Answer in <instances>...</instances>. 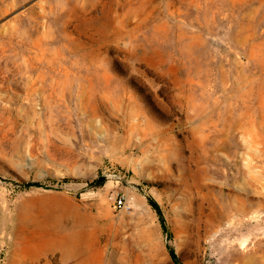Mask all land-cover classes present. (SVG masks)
<instances>
[{
    "label": "rangeland",
    "instance_id": "rangeland-1",
    "mask_svg": "<svg viewBox=\"0 0 264 264\" xmlns=\"http://www.w3.org/2000/svg\"><path fill=\"white\" fill-rule=\"evenodd\" d=\"M0 264H264V0H0Z\"/></svg>",
    "mask_w": 264,
    "mask_h": 264
},
{
    "label": "bare ground",
    "instance_id": "bare-ground-1",
    "mask_svg": "<svg viewBox=\"0 0 264 264\" xmlns=\"http://www.w3.org/2000/svg\"><path fill=\"white\" fill-rule=\"evenodd\" d=\"M119 33V32H118ZM121 33V32H120ZM119 33V34H120ZM121 35V34H120ZM47 197V196H46ZM44 198V197H43ZM48 198V197H47ZM55 198V197H54ZM48 200V199H47ZM52 200V199H51ZM55 200V199H54ZM46 201V200H45ZM49 201V200H48ZM47 201V202H48ZM53 201V200H52ZM51 202V201H50ZM50 202H48V203H50ZM42 203H43V201H42ZM54 203V202H53ZM34 204V203H33ZM58 204V203H57ZM43 205H45L44 203H43ZM49 205H51V204H49ZM56 206V205H55ZM25 207V206H24ZM48 207V206H47ZM33 208H34V206H33ZM49 208V207H48ZM53 208H55V207H53ZM28 210V209H27ZM26 210V211H27ZM29 210L31 211L32 209H30L29 208ZM59 210V209H58ZM72 210V209H71ZM65 211V210H64ZM50 212V211H49ZM24 213H26V212H24ZM69 213V212H68ZM72 213V212H71ZM28 214H29V212H28ZM56 214V213H55ZM62 214V213H61ZM64 214V213H63ZM33 215V214H32ZM35 215V214H34ZM53 215V214H52ZM57 215V214H56ZM72 215V214H71ZM71 215H69V216H71ZM30 216V215H29ZM36 217H37V215H35ZM55 216V215H54ZM61 216V215H60ZM67 216V215H66ZM68 216V217H69ZM30 217H32V216H30ZM56 217V216H55ZM59 217V216H58ZM57 217V218H58ZM72 217V216H71ZM70 217V218H71ZM27 219V218H26ZM32 219V218H31ZM31 219H29V221L31 220ZM34 220H35V218H33ZM41 219V218H40ZM59 219V218H58ZM61 219V218H60ZM51 219H49L48 221H50ZM32 221V220H31ZM43 221V220H42ZM39 222H40V220H39ZM55 222H56V224L58 223L57 222V220H55ZM67 222H68V220H67ZM34 223V222H33ZM43 223V222H42ZM41 223V224H42ZM69 223V222H68ZM27 224V223H26ZM36 224V223H35ZM44 224V223H43ZM51 224V223H50ZM67 224V223H66ZM44 225H48V223H45ZM58 225V224H57ZM56 225V226H57ZM59 227H60V225H58ZM58 226H57V228H58ZM63 226H64V224H63ZM69 226V225H68ZM68 226H65V227H68ZM71 226H72V223H71ZM36 227V229H37V226H35ZM46 227V226H45ZM44 227V228H45ZM48 227V226H47ZM53 227V226H52ZM64 227V228H65ZM38 228H39V226H38ZM43 228V227H42ZM41 228V229H42ZM56 228V229H57ZM62 228V227H61ZM72 228V227H71ZM70 228V229H71ZM34 229V228H33ZM36 229H35V231H36ZM48 229V228H47ZM55 229V230H56ZM23 230V229H22ZM44 230V229H43ZM46 230V229H45ZM59 230V229H58ZM60 230H64L63 228L62 229H60ZM48 230H46V232H47ZM57 231V230H56ZM66 231V230H65ZM41 232H42V230H41ZM51 232H52V229H51ZM58 232V231H57ZM40 233V232H39ZM44 233H45V231H44ZM49 233V232H48ZM58 233H60V232H58ZM26 234V233H25ZM35 234V233H34ZM38 233H36V235H37ZM42 234V233H41ZM41 234H39L40 236H41ZM51 234V233H50ZM63 234V233H62ZM35 235V236H36ZM45 235V234H44ZM56 235V234H55ZM57 235H59L60 236V234H57ZM49 238V237H48ZM56 239H57V237H55ZM31 239V238H30ZM34 239V238H33ZM40 239V238H39ZM38 239V240H39ZM44 239V238H43ZM52 239H54L53 237H52ZM51 239V241H50V239L46 242L48 245H55L54 247H57V245H56V242L55 241H53ZM59 239V238H58ZM41 240V239H40ZM45 240V239H44ZM32 241V240H31ZM50 241V242H49ZM57 241V240H56ZM28 242V241H27ZM33 242V241H32ZM59 242V244L61 245V246H63V247H66L68 250H69V252H71L70 251V248H72V232H70V233H68V234H65L63 237H61L58 241H57V243ZM73 242H75V238L73 239ZM34 243V242H33ZM30 246V245H29ZM41 246V245H40ZM44 246V245H43ZM46 247H47V245H45ZM33 247V246H32ZM39 247V246H38ZM49 247V246H48ZM40 248V247H39ZM38 248V249H39ZM51 249H52V246L50 247ZM41 249H43V248H41ZM49 249V248H48ZM48 249H46V251L48 250ZM58 249V248H57ZM50 250V249H49ZM65 250V249H64ZM72 250V249H71ZM41 251V250H40ZM44 251V250H43ZM52 251V250H51ZM50 251V252H51ZM63 251V250H62ZM37 252V251H36ZM53 252V251H52ZM66 253H68V251L66 250L65 251ZM42 253V252H41ZM44 253H45V251H44ZM72 253V252H71ZM38 254V253H37ZM65 254V253H64ZM65 255H67V254H65ZM39 257V256H38ZM37 258V257H36ZM63 258V257H62ZM39 259V258H38Z\"/></svg>",
    "mask_w": 264,
    "mask_h": 264
},
{
    "label": "built area",
    "instance_id": "built-area-1",
    "mask_svg": "<svg viewBox=\"0 0 264 264\" xmlns=\"http://www.w3.org/2000/svg\"><path fill=\"white\" fill-rule=\"evenodd\" d=\"M116 208L120 210L129 211L132 209V204L124 194L118 195L115 199Z\"/></svg>",
    "mask_w": 264,
    "mask_h": 264
}]
</instances>
